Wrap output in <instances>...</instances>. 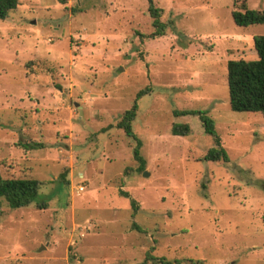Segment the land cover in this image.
I'll return each mask as SVG.
<instances>
[{
  "label": "rangeland",
  "instance_id": "1",
  "mask_svg": "<svg viewBox=\"0 0 264 264\" xmlns=\"http://www.w3.org/2000/svg\"><path fill=\"white\" fill-rule=\"evenodd\" d=\"M152 1L154 37L147 0H18L0 19V176L40 180L46 202L0 198V264H264V116L229 108L226 71L264 34L230 11L264 0ZM134 102L142 170L116 127ZM184 109L226 160L204 159L213 139Z\"/></svg>",
  "mask_w": 264,
  "mask_h": 264
},
{
  "label": "trees",
  "instance_id": "2",
  "mask_svg": "<svg viewBox=\"0 0 264 264\" xmlns=\"http://www.w3.org/2000/svg\"><path fill=\"white\" fill-rule=\"evenodd\" d=\"M147 12L151 18V24L154 28L149 37H154L163 33L165 24L160 20L162 9L154 5L152 0H147ZM18 0H0V19H5L10 10L18 6ZM233 23L237 26H249L254 24L264 25V9L247 8L244 3L239 8H233L230 11ZM253 47L257 58L253 60L232 59L226 63L227 71V91L229 108L233 111L260 112L264 116V34L253 37ZM147 93L146 89L137 92L136 99ZM137 109L136 102L123 111L120 119L116 122V127L121 129L124 134L135 141L133 147V158L138 162V169L144 168V159L140 155V140L135 136L132 130L131 122L135 117ZM175 115L196 114L198 115L203 130L213 139L214 146L209 148L204 159L206 160H226V154L221 147L220 137L216 134L214 123L211 118L205 115L203 110L184 109L174 112ZM171 133L175 135H187L190 133V127L186 123H176L171 127ZM27 148L40 146L37 142H26ZM30 146V147H28ZM59 180L68 184V170L59 175ZM42 182L32 177H10L0 176V198H3L9 207L16 208L27 206L32 203L37 208H45L46 202L38 200L39 190ZM120 194L128 196L126 191L119 190ZM131 207L136 208V203L131 199ZM160 264H204L201 259L185 260H159Z\"/></svg>",
  "mask_w": 264,
  "mask_h": 264
},
{
  "label": "built area",
  "instance_id": "3",
  "mask_svg": "<svg viewBox=\"0 0 264 264\" xmlns=\"http://www.w3.org/2000/svg\"><path fill=\"white\" fill-rule=\"evenodd\" d=\"M83 189V187L82 186H78V190H82Z\"/></svg>",
  "mask_w": 264,
  "mask_h": 264
},
{
  "label": "water",
  "instance_id": "4",
  "mask_svg": "<svg viewBox=\"0 0 264 264\" xmlns=\"http://www.w3.org/2000/svg\"><path fill=\"white\" fill-rule=\"evenodd\" d=\"M144 174H147V173H144Z\"/></svg>",
  "mask_w": 264,
  "mask_h": 264
}]
</instances>
